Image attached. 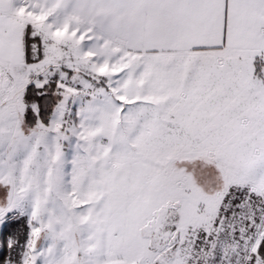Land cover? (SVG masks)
I'll return each instance as SVG.
<instances>
[{
	"label": "snow or ice",
	"instance_id": "obj_1",
	"mask_svg": "<svg viewBox=\"0 0 264 264\" xmlns=\"http://www.w3.org/2000/svg\"><path fill=\"white\" fill-rule=\"evenodd\" d=\"M0 264H264V0H0Z\"/></svg>",
	"mask_w": 264,
	"mask_h": 264
}]
</instances>
